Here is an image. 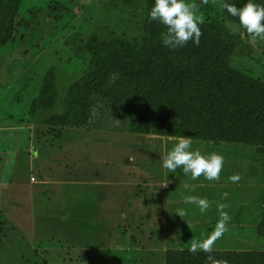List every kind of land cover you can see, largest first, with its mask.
Here are the masks:
<instances>
[{"label":"rangeland","instance_id":"rangeland-1","mask_svg":"<svg viewBox=\"0 0 264 264\" xmlns=\"http://www.w3.org/2000/svg\"><path fill=\"white\" fill-rule=\"evenodd\" d=\"M188 2L198 5L204 23L217 25L220 39L236 43L222 71L239 89L238 98L218 107L207 139L49 122L63 113L69 88L90 61L140 56L144 37L156 28L148 19L153 0H12V36L0 45V264H167L168 252L193 244L203 250L209 240L211 251H264L258 232L264 217V105L256 100L259 92L264 104V40L251 41L237 18L222 10V0ZM51 68L57 104L32 117L31 102ZM160 103L159 121H177L181 131L202 127L200 115L177 95ZM116 121L108 125L123 126ZM180 138L191 139L190 150L224 157L219 179L193 180L181 169L169 173L161 167ZM53 140L48 159L62 149L68 180L94 178L117 188L120 200L96 186L39 190L46 171L34 168L35 156ZM49 166L53 180L58 170ZM233 174L238 182L229 179ZM189 196L206 199L208 207L201 212L185 202ZM221 212L228 220L215 236Z\"/></svg>","mask_w":264,"mask_h":264},{"label":"trees","instance_id":"trees-1","mask_svg":"<svg viewBox=\"0 0 264 264\" xmlns=\"http://www.w3.org/2000/svg\"><path fill=\"white\" fill-rule=\"evenodd\" d=\"M226 2L236 4L242 0ZM10 3L12 0H0V45L12 36L11 13L16 6L10 9ZM151 24L156 28L144 37L145 45L139 57L121 55L110 56L102 62L90 61L85 75L69 88L63 101V113L52 115L49 122L89 129L111 127L133 132L154 129L162 135L211 137L209 121L215 117V111L228 102L236 104L238 98L239 89L222 71L226 57L236 43L220 39L217 25L205 22L200 25L198 45L190 40L183 47L170 50L161 43L165 27L157 21ZM172 95H177L188 111L200 115L201 128L181 131L177 121L158 120L162 97ZM259 96L258 92L256 100L263 106ZM57 99L56 72L51 68L43 78L39 94L31 102V116L37 117L43 111L53 109ZM250 105L254 107L252 103ZM111 119L122 122L123 126L108 125ZM258 232L264 238V217ZM167 264H264V251H171L167 255Z\"/></svg>","mask_w":264,"mask_h":264},{"label":"clouds","instance_id":"clouds-1","mask_svg":"<svg viewBox=\"0 0 264 264\" xmlns=\"http://www.w3.org/2000/svg\"><path fill=\"white\" fill-rule=\"evenodd\" d=\"M201 2L207 3V0ZM221 7L229 16L237 18L239 26L249 35L251 41L264 40V3L246 0L242 6L237 7L225 0ZM148 19L157 21L165 27L166 31L161 33V43L170 50L183 47L190 40L194 45H198L201 36L200 25L205 20L204 16L198 13V5L189 3L188 0H153V5L148 11ZM191 143L190 138H180L162 160L161 167L167 169L169 173L181 169L184 175H190L193 180L201 176L208 181L219 179L224 157L218 153L205 156L199 151L190 150ZM229 179L238 182L240 176L233 174ZM185 202L196 204L201 212L208 207V201L204 198L189 196L185 198ZM176 213L179 216L183 215L182 210H177ZM227 220V213L221 212L219 230L215 236L221 235ZM210 244L211 240L204 243L203 250L208 251ZM198 247L201 246L193 244L189 250L195 252Z\"/></svg>","mask_w":264,"mask_h":264},{"label":"crops","instance_id":"crops-1","mask_svg":"<svg viewBox=\"0 0 264 264\" xmlns=\"http://www.w3.org/2000/svg\"><path fill=\"white\" fill-rule=\"evenodd\" d=\"M54 140H56V139H54ZM54 140L51 141L49 144L48 143L46 145L43 144L42 145V151H40V149H39L38 152H37V155L35 156V158L37 159L38 162H36V165H35L34 168H36L37 164H38L41 170L44 169V171H46V175H47L46 176L45 173L44 174L42 173L41 179H43V180H42L41 183L38 184L39 190H43L44 191L45 187L52 188V186H51L52 184H56V185H63L64 184L65 185V184L68 183L69 186H74V188H78V189H81V190H84V191L87 190L88 188L93 187V186H96V187H99V188H104V191L110 190V194L114 193L113 196L115 198H118L119 192L117 191V188L113 187L112 185L111 186L109 185V187L106 188V187L101 185V182L95 181V179L92 176H90V178L92 177L93 179H88L87 181H83V180H85V178H81L80 182H77L76 178H73L72 181L68 180L67 177L64 174V171H67V169H66V157L62 153V149L61 148H57L59 150V153H61L57 158H55L54 155L52 154L51 155V159H48V157H49L48 154L52 153V151H50L49 149H51L53 147V145L55 143ZM56 147H58V146H56ZM49 163L55 164V166H56L55 168L58 170V173L56 175L53 176V174H52L53 180L50 179V176H51L50 174L51 173H49V172L53 171L54 168L49 166ZM72 165H76V164L72 163ZM76 166H74V169L78 167V166L77 167ZM41 170H37V171L41 172ZM69 181H70V183H69ZM114 181H115V179H113L112 183H114ZM50 188H48V189L51 190ZM51 191H53V190H51ZM76 195L80 197L82 202L86 201V199H87V197H86V195L84 193H79V194H76ZM75 198H77V197L75 196ZM105 200H107V199H105ZM109 204L112 205L111 202H109ZM114 205H115L114 208H116V204L115 203H114ZM78 209L80 211L81 210L83 211L82 208L80 209L78 207Z\"/></svg>","mask_w":264,"mask_h":264}]
</instances>
